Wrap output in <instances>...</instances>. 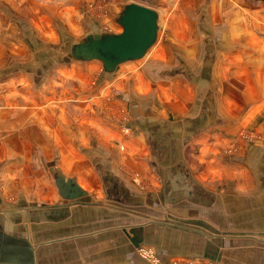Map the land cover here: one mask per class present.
Listing matches in <instances>:
<instances>
[{
  "label": "crops",
  "instance_id": "crops-1",
  "mask_svg": "<svg viewBox=\"0 0 264 264\" xmlns=\"http://www.w3.org/2000/svg\"><path fill=\"white\" fill-rule=\"evenodd\" d=\"M95 1L0 0V264H264V0ZM131 1L144 56L73 55Z\"/></svg>",
  "mask_w": 264,
  "mask_h": 264
},
{
  "label": "water",
  "instance_id": "water-1",
  "mask_svg": "<svg viewBox=\"0 0 264 264\" xmlns=\"http://www.w3.org/2000/svg\"><path fill=\"white\" fill-rule=\"evenodd\" d=\"M120 32L90 34L75 45L74 56L99 59L112 72L123 61L146 54L158 36V11L139 1L127 3L119 18Z\"/></svg>",
  "mask_w": 264,
  "mask_h": 264
},
{
  "label": "built area",
  "instance_id": "built-area-1",
  "mask_svg": "<svg viewBox=\"0 0 264 264\" xmlns=\"http://www.w3.org/2000/svg\"><path fill=\"white\" fill-rule=\"evenodd\" d=\"M117 94H119V90L114 89L112 95H117ZM127 119L128 117L126 113L123 112L120 124L123 126L125 130H129ZM240 136L241 138L244 139V141L247 142L255 141L260 138L259 133L248 130L242 131ZM139 250L141 254L147 259L149 264H164L163 259L154 249L150 247L142 246L139 248ZM173 264H216V263L206 259L179 258V259H175Z\"/></svg>",
  "mask_w": 264,
  "mask_h": 264
},
{
  "label": "rangeland",
  "instance_id": "rangeland-1",
  "mask_svg": "<svg viewBox=\"0 0 264 264\" xmlns=\"http://www.w3.org/2000/svg\"><path fill=\"white\" fill-rule=\"evenodd\" d=\"M95 1V0H94ZM104 4L101 2V1H95V2H92L91 3V7H93V8H101L102 9V6H103ZM97 12H101V11H97ZM114 89H117V90H119L118 88H113L112 89V93H113V90ZM129 127V126H128ZM121 128H123V126L121 125ZM124 129V128H123ZM129 129V128H128ZM246 130H248V131H253V132H256V133H259V132H257V131H255V130H252V129H244V130H242V131H246ZM241 131V132H242ZM241 132H240V134H241ZM260 134V133H259ZM235 151L236 150V146H233V147H229V149L227 148V151L228 152H230V151ZM191 259H206V260H209V261H212V262H215L214 260H212V259H210V258H191ZM216 264H217V262H215Z\"/></svg>",
  "mask_w": 264,
  "mask_h": 264
}]
</instances>
